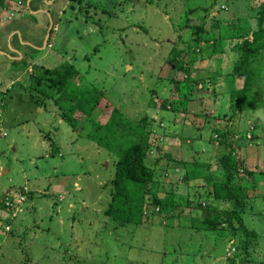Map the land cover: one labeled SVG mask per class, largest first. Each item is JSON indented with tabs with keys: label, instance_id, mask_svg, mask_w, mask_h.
<instances>
[{
	"label": "rangeland",
	"instance_id": "obj_1",
	"mask_svg": "<svg viewBox=\"0 0 264 264\" xmlns=\"http://www.w3.org/2000/svg\"><path fill=\"white\" fill-rule=\"evenodd\" d=\"M262 2L73 0V7L66 9L59 22L54 51L62 58L55 67L67 63L75 66L79 76L71 81L73 89H78L76 95L80 97L87 91L84 94L97 103L99 98L98 108H93L99 110L94 118L99 125L91 124L81 112L79 127L74 131L62 118L66 100L72 95L68 89L61 102L62 90L47 88L50 98L46 96L49 99L46 109L53 107L50 108L53 112H48L42 107L43 93L47 92L37 81V85L31 84L32 89L27 82L20 81L0 86L12 96L6 105H0V123L1 119L4 121L1 128L7 133L0 137V196L10 187H22L27 193L25 186L34 194L27 196L26 210L22 213V207L20 218L12 216L0 201V264H232L229 258H236L233 242L228 238L214 240L202 230V221L212 217L207 210L199 211L194 200L200 194L198 201L215 210L214 218L222 208L229 213L235 210L232 204L207 193L212 192L214 183L221 181L224 174L220 159L227 148L220 149L214 141L221 131H228V146L238 150L234 160L243 166L239 169L242 173L237 175L246 176L244 169L252 173L253 182L247 179L237 182L248 186L246 225L264 236V97L230 122L232 96L226 82H221L220 88L215 87L220 76L210 79L212 85L207 80L212 75L202 78L211 70H220L222 74L232 71L237 53L227 48L226 53L209 57L206 50L196 47L197 27L202 26V32L212 39L220 38L239 27L240 21L233 15L235 10L242 14L243 9L252 5L258 9ZM226 6L228 10L224 9ZM248 13L249 17L254 14L250 9ZM185 14L190 21L184 19ZM3 23L0 19V33L7 28ZM30 44L35 51V43ZM189 48H195L197 54L190 56ZM177 53L180 56L176 63H170ZM180 61L189 73L177 69ZM188 77L199 81L190 85L189 101L181 103L176 81ZM241 82L239 78L238 86ZM260 82L259 78L255 80V86L260 87ZM155 98L156 108L151 105ZM71 99L78 103V99ZM161 99H166L168 108L160 106ZM115 109L129 122L146 125L151 144L148 165L155 169L158 180H167L162 195L170 197L174 190L193 201L190 206L185 200L176 205L179 212L184 209L179 219L153 218L157 225L148 234L143 229L150 221L144 214L145 225L138 226L141 229L138 237L132 227L117 228L103 213L113 198L111 179L115 174L114 154L121 145L119 136L111 151L87 137L90 133L99 139L106 135L115 119ZM19 120L25 123L17 124ZM216 128L219 132L215 133ZM253 128L251 141L246 132ZM119 135L122 137V132ZM128 136L126 147L132 139L131 133ZM53 144L61 155L55 152L51 157ZM204 150L207 154H199L200 151L204 154ZM6 170L8 173L4 175L2 172ZM60 195L64 200H59ZM146 200L152 201L150 196ZM26 218L34 232L19 227L18 222ZM10 221L15 222L13 233L8 232L12 228ZM261 243L264 246V240ZM223 248L226 254H222ZM258 255L257 264H264V252L260 250Z\"/></svg>",
	"mask_w": 264,
	"mask_h": 264
},
{
	"label": "trees",
	"instance_id": "obj_2",
	"mask_svg": "<svg viewBox=\"0 0 264 264\" xmlns=\"http://www.w3.org/2000/svg\"><path fill=\"white\" fill-rule=\"evenodd\" d=\"M6 1L7 0H0V6H3ZM252 7L253 5L249 8L243 9L241 12L242 14H239V9L235 10L236 15L235 13H233V15L236 16L237 22L240 21L238 24L239 27L231 33L225 32L220 38L212 39L210 36L202 32V26H196L197 32L199 33V37L197 34L198 39L196 40L199 43L196 47H199L200 51L206 50L209 57L225 53L228 47L237 53V59L234 61L233 70L226 74L217 72L220 76V82H217L215 85V87L218 85L221 88L222 83L226 82V89L231 92L232 100L230 101L229 110L231 112L230 115L232 116L230 117V122L233 118L243 113L245 109L249 110L250 106L253 107L259 99L264 97V0L258 9H253ZM224 9L228 10L229 8L226 6ZM249 9L254 13L250 17L248 13ZM185 17L190 21V16L188 14L184 15V19ZM226 34H229V36H226ZM202 42L204 43L203 45L201 44ZM195 48H189L190 56H194L195 53L197 54ZM175 53L176 51H174V54ZM178 54L179 53L176 54L175 59L171 60L170 63H176L177 56H180ZM261 55L262 57H260ZM181 63L183 62L180 61L177 64V69H185V71H188L187 73H189V70L184 68L183 65L181 66ZM46 72L49 76H46V79L44 80L46 83L45 91L48 93L47 88L49 86H52L57 92L62 88L64 99L68 86H71V81L79 76L78 70L71 63L62 64L59 68L47 70ZM46 72H43L44 75L47 74ZM207 77H209V75L202 79H206ZM239 78L244 79V84L240 88H237L236 84ZM258 78L261 81L260 87L255 86V80ZM202 79L200 80L201 82H203ZM193 81L198 82L197 79L192 80L190 77L186 78V80L176 81L178 91L180 92L179 101L181 103L185 101L188 102V90ZM57 82H61L62 86L59 87ZM228 86L230 88H228ZM77 90L78 89L73 88L70 90L72 95L67 100L69 103H67L65 107V112L61 114L62 118L66 119V121L73 127L74 131L78 129L80 124L79 113L84 112V115L88 117L89 122L96 125L98 122H95L94 118L97 111H99L98 109H93L94 107L98 108L99 98L98 103L96 100L90 99L92 96L88 97L84 94L87 93V91L83 92V96L80 97L76 95ZM253 90H257L258 93L252 95ZM92 91L90 90L89 92L91 93ZM215 94L218 93L215 91ZM74 95L75 98L72 97ZM48 96L50 97L49 94ZM32 98L34 99L33 96ZM46 98L47 97H42V100ZM71 98H74V100L78 99V103H74ZM60 99L64 100L63 97ZM157 101L156 98L151 101V105L155 106V108ZM160 101V106L162 108H168L166 99H161ZM115 111L116 112L113 114L115 119L109 126L110 131L106 135H103L99 139L94 137V134L90 133L87 137L92 141L96 140L101 146L104 145L109 147V150L111 151V146H113L114 140L119 136V144L121 145H119V151L114 154L115 157L117 156L115 161V174L114 178L111 179L113 198L103 213L106 217L111 218L112 221L117 224V228L126 229L132 227L133 232L137 233L138 237L141 235L138 234V232L141 231L138 226L144 224L142 220L144 214H147V221H150L148 226L144 224L145 229H143L144 231H147L148 234V230L152 229L153 225H157L154 224L153 218H160L162 220H171L174 218L179 219L180 213H184V209L179 212L178 206L176 208V205L186 201V204L190 206L193 201L176 194L174 190L170 192V197L162 195V193H164V184H166L167 180L165 182L158 180V175H156L155 169L150 168L151 166L148 165L150 160L148 153L151 144L148 142L150 133L146 129V125H135L134 123L129 122L119 110L115 109ZM145 120L147 119L145 118ZM145 120H143V122H145ZM253 131L254 128L246 132L251 135L250 137L252 139H254ZM120 132L123 134L122 137L119 135ZM128 132L131 133L132 139L131 143L126 147L125 137L129 138ZM213 132H219L218 128L214 129ZM221 132L222 134L219 132V135H216L214 141H216L215 143L220 149L222 147L224 149L227 148V151L220 159L222 167L224 168V174L222 175L221 181H216L214 183L212 192L207 191V193L213 195L216 200H224L225 203L232 204L235 210L229 213L224 212L222 208L218 211L219 216L214 218L215 210H209L210 206H206L203 202L198 201L200 196V194H198L194 199L197 209L202 212L207 210L206 213L210 214L212 217V219L206 218L202 221V230L209 232V235H212L214 240L215 238H228L229 241L233 242V247L235 248L233 254L240 260V262H238L236 258H229V262L232 264H257L259 263L257 257L259 256L258 254L260 253V250L261 253L264 252V246L261 243V240H264V236L256 230L250 229L246 225L244 216L248 209L246 202L249 198L246 188L248 186L246 185V187H244L237 182L241 179H247L249 183L253 182L252 173L244 169L246 176L244 174H241L242 177L241 175H237L240 172L239 169L243 166L234 160V156L238 150L237 148H232V145L230 144L228 146V141H226L228 138V131ZM214 141L212 140L210 143ZM52 149L51 157L56 155V153H60V150H56L57 145L53 144ZM202 151H200L201 153L199 154H207L205 150L204 154ZM226 153L228 154L226 155ZM188 163L186 162V164ZM195 167H198V164H196ZM206 168L208 171L210 170L209 166H206ZM197 176L200 175L197 174ZM192 179H197V177H192ZM20 191H23V188L20 189ZM26 194L30 197L34 195L31 190ZM147 196H150L152 200L149 203L146 200ZM2 199L4 204L13 201L12 197L6 198V195H4ZM59 200L62 201L64 198L60 195ZM19 215L20 214H18V216ZM13 231L14 228L13 230L12 228L8 230L9 233H13ZM147 234H145V236ZM257 248L258 250L256 251ZM225 250L226 248H223L222 254H226ZM24 252H26V250H24ZM28 261L29 259H27L26 262Z\"/></svg>",
	"mask_w": 264,
	"mask_h": 264
},
{
	"label": "crops",
	"instance_id": "obj_3",
	"mask_svg": "<svg viewBox=\"0 0 264 264\" xmlns=\"http://www.w3.org/2000/svg\"><path fill=\"white\" fill-rule=\"evenodd\" d=\"M72 1L73 0H7L3 6H0V19L4 22L3 25L6 24L7 26V28H5L6 31L0 33V58L3 60V62H0V86L2 85L3 87L4 83L6 85L10 82L20 81L23 84L24 82L25 84L27 82V86L29 85L32 89L34 86L31 84H36L37 81L39 86L42 85V88L45 90L46 83L42 82V80L46 79V76L49 75L47 72L46 75H44L43 72H39L43 69L54 70L62 65L60 64L58 67H55L62 56L54 51V44L57 40V34H59L57 32H60L59 22L65 14L66 9L69 6H72ZM81 1L84 2L86 0H80V2ZM52 32H55L53 40H51ZM32 42L35 43V47H33L35 51L32 50L33 44H30ZM16 62L21 63L15 65ZM23 64L25 65L23 66ZM14 65L22 66V69H13L15 67ZM218 66L220 67V65ZM218 66H216V69ZM211 71L208 74L209 76L212 75V77H210L211 79H215L213 78L214 76H219L217 72L220 73V70L215 72ZM6 79L9 80L6 82L4 81ZM238 81L236 86L237 88H240L244 84V79L242 78L240 86H238ZM57 84L59 87L62 86L61 82H57ZM72 88L73 83H71V86H68V90L70 91ZM11 90L14 91V88ZM60 90H62V88H60L59 91ZM44 95L46 97L48 96V93H43V96ZM32 96L33 95L30 96L31 101L34 100ZM72 97L75 98V95ZM48 98L50 97L48 96ZM48 98L42 100L43 103H45L42 107L48 112H53L50 111V108L53 107L46 109L49 102ZM1 99L3 102L0 101V105L4 106L7 104L8 99H12V96H8L7 92L0 89V100ZM67 103L69 102L67 101ZM40 110L41 109L38 108V112H40ZM0 118H2V116H0ZM21 123L23 124L25 121H17V124ZM3 125L4 121L1 119L0 128ZM3 132L7 136L5 129L1 128L0 133ZM45 139L47 138L45 137ZM58 154L61 155V152ZM2 173L6 175L8 171L6 170ZM13 189L17 188L10 187L2 196H0V201L4 195ZM29 197L30 196L28 195V198ZM25 210L26 203L23 206L22 213H24ZM20 215L18 218H20ZM18 225L19 227L25 226V231L27 229H30L31 231L34 230V228L29 225L28 218H26L25 221L20 220ZM11 226L13 230L15 222H12Z\"/></svg>",
	"mask_w": 264,
	"mask_h": 264
},
{
	"label": "built area",
	"instance_id": "obj_4",
	"mask_svg": "<svg viewBox=\"0 0 264 264\" xmlns=\"http://www.w3.org/2000/svg\"><path fill=\"white\" fill-rule=\"evenodd\" d=\"M25 190L27 191V189H25ZM20 193L17 191V192H14L12 194H9L6 197V198H9V197L13 198V201H9L8 203H5V207L7 208L8 211H10L12 216L15 215V217H17L18 214L21 212L22 205L26 200L25 192L20 191Z\"/></svg>",
	"mask_w": 264,
	"mask_h": 264
},
{
	"label": "clouds",
	"instance_id": "obj_5",
	"mask_svg": "<svg viewBox=\"0 0 264 264\" xmlns=\"http://www.w3.org/2000/svg\"><path fill=\"white\" fill-rule=\"evenodd\" d=\"M210 77L207 79L208 81H209V84L210 85H212L211 83H210ZM199 81V80H198ZM201 82V81H200ZM203 83H204V81H203ZM189 101V100H188ZM230 101H231V99H230ZM4 135H5V133L3 132V133H0V137H4ZM6 136V135H5ZM250 139H251V141H253V139L250 137ZM20 189H22V188H17V190L16 191H14V190H11V191H9L7 194H6V197L9 195V194H12V193H14V192H17V191H19ZM25 189H26V187H25ZM27 192H29L28 190H27ZM25 195H26V200H25V202L23 203V205H22V207L24 206V204L26 203V201H27V194L25 193ZM2 202H3V199H2ZM4 206H5V204H4Z\"/></svg>",
	"mask_w": 264,
	"mask_h": 264
}]
</instances>
